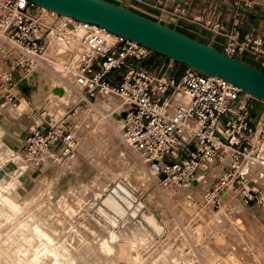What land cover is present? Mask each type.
<instances>
[{"label":"built area","instance_id":"2783aa9c","mask_svg":"<svg viewBox=\"0 0 264 264\" xmlns=\"http://www.w3.org/2000/svg\"><path fill=\"white\" fill-rule=\"evenodd\" d=\"M114 1L167 27L181 28L184 21L207 45L264 68V22L245 28L257 8L264 14V0H168L171 10L166 0ZM192 1L201 3L200 9L187 16ZM0 39L8 61V102L14 99L9 88L18 90L21 82L30 86L38 58L53 48L70 47L65 71L82 92L81 102L106 91L120 100L122 143L153 178L179 186L198 185L210 177L200 201L214 206L231 189L245 206L264 209V186L259 183L264 172V101L189 68L177 76L170 59L143 67L151 61V50L72 18H43L40 7L27 0H0ZM123 69L119 82L111 77ZM30 131L20 153L26 168L55 165L67 170L77 155L73 128L50 121Z\"/></svg>","mask_w":264,"mask_h":264},{"label":"rangeland","instance_id":"374dc122","mask_svg":"<svg viewBox=\"0 0 264 264\" xmlns=\"http://www.w3.org/2000/svg\"><path fill=\"white\" fill-rule=\"evenodd\" d=\"M254 14L249 18L264 22L259 8ZM168 27L207 44L184 21ZM4 44L0 39V264H264V209L242 205L231 189L213 206L199 200L203 182L191 189L153 178L120 142V127L111 128L105 96L81 102L82 92L71 86L75 101L57 104L56 120L69 124L80 142L75 160L67 170L25 169L13 153L20 155L30 130L52 121L45 116L36 123V108H45V88L58 81L40 63L32 87L9 88L14 99L8 102ZM152 54L143 67L169 61ZM174 69L179 76L187 67L175 62ZM124 72L111 77L119 82ZM88 120L89 127L77 129Z\"/></svg>","mask_w":264,"mask_h":264},{"label":"water","instance_id":"95a60500","mask_svg":"<svg viewBox=\"0 0 264 264\" xmlns=\"http://www.w3.org/2000/svg\"><path fill=\"white\" fill-rule=\"evenodd\" d=\"M58 16L98 26L206 76L219 77L264 101V71L235 60L119 4L107 0H27ZM120 117H124L122 114ZM196 182V181H193Z\"/></svg>","mask_w":264,"mask_h":264},{"label":"bare ground","instance_id":"6f19581e","mask_svg":"<svg viewBox=\"0 0 264 264\" xmlns=\"http://www.w3.org/2000/svg\"><path fill=\"white\" fill-rule=\"evenodd\" d=\"M40 10H41V12H42V14H43V18H48L49 16H50V14L51 15H54V14H56V13H54V12H51V11H48V10H45V9H43V8H40ZM61 17H63V18H70V17H67V16H61ZM72 52H73V50H72V48H70V47H67V46H59V47H57V48H53V49H51L49 52H47L46 54H44L41 58H38V61H37V64H36V66L34 67V69H33V71H32V73H31V75L29 76V81H30V86H31V81H32V79L35 77L36 78V74L37 73H35V70L37 69V68H41L40 66H41V64L40 63H42L43 65H44V67H45V69H50L51 71H53V73L55 74V76H56V80L59 82H55L54 83V85H51V86H48V87H46L45 88V90H47L48 92H49V96H50V99H48L49 101L47 102V103H45L44 105H45V108H41V109H37L36 108V110L38 111L37 112V114L35 115V122L36 123H38L39 121H40V117H45V116H50L51 117V119L50 120H52L53 122H58L56 119H57V116H59V115H57L56 113V107H57V104H59L61 101H63L64 103H68L69 102V100L71 99L72 100V102H74L75 101V95H74V93H73V91L71 90V86H73V82L71 81L72 79L68 76V74H67V72L65 71V65H66V62L69 60V58H70V56H71V54H72ZM49 71V70H48ZM52 79V78H51ZM51 81V80H50ZM53 83V82H52ZM32 87V86H31ZM73 89H74V86H73ZM77 90V89H76ZM32 92V91H31ZM32 94V93H31ZM247 94V93H246ZM247 95H249V94H247ZM101 96H105V98H103L104 100V103H105V105H106V107L108 106V107H110V106H112V107H110L109 109H110V113H109V115L108 116H110V118H111V120H112V122L114 123L113 124V126L111 127V128H113V130H117V128H119L120 127V130H119V134H120V139H121V134H122V131H123V121H121V117H120V113H121V102H120V100L116 97V96H114L113 94H111V93H109V92H104L102 95H100L99 97H98V99L101 97ZM35 97V96H34ZM116 99V100H115ZM117 99H118V101H117ZM22 101H25L24 99H21V103H22ZM26 103H28L27 101H25ZM44 102H46L45 100H44ZM71 102V103H72ZM117 103H119V104H117ZM29 104V103H28ZM65 104V105H66ZM64 105V106H65ZM20 106H21V104H20ZM20 106L18 107V109L20 108ZM54 106V107H53ZM48 108V109H47ZM42 109H43V111H42ZM108 109V108H107ZM108 109V110H109ZM64 115V114H63ZM104 120H106V119H104ZM89 123H91V120H88V122H83L82 124H80V125H78V127H77V129L78 130H80L79 128H81V127H83V126H85V127H89ZM110 124V123H109ZM112 125V124H111ZM110 125V126H111ZM116 127V128H115ZM115 132V131H114ZM79 131H77V137L79 138V141H80V137H79ZM104 137V136H103ZM95 138H97V136L95 137ZM122 140H120V142H121ZM104 143V142H103ZM102 144V143H101ZM123 144V143H122ZM104 145V144H103ZM124 145V144H123ZM124 148H126L129 152H132L128 147H126L125 145H124ZM77 149H80V142H79V144H78V146H77ZM263 149H264V146H263ZM133 153V152H132ZM134 154V153H133ZM13 155L14 156H16L18 159H19V163L21 164V165H23L24 167H25V169H26V166H25V164L23 163V161H22V159H21V156L19 155V154H17V153H13ZM108 155H109V153H108ZM122 155L124 156V154H121L120 156H121V158H122ZM134 156H135V154H134ZM136 158H138L137 156H135ZM138 160H139V158H138ZM140 161V160H139ZM140 163H141V161H140ZM43 169H48L47 168V165L46 166H44V168ZM66 170V169H65ZM254 170H257L256 168H254V169H252V171H251V173H253L254 172ZM63 171L64 170H62L61 171V174H63ZM253 175H255V173H253L252 174V177H253ZM75 176V175H74ZM73 176V177H74ZM73 177H71V179H69V181L67 182V184H69V183H71V182H73ZM199 177H201V175L199 176ZM210 178V177H209ZM259 183L261 182V183H264V174H263V172L262 173H260V175H259ZM44 180H46V179H44ZM211 180V179H210ZM209 180V181H210ZM55 181H58V182H60V179L59 180H55ZM208 180H206V181H204L203 182V185H205L206 183H208L209 182ZM54 182V181H53ZM14 183V182H13ZM260 183V184H261ZM185 184H190L191 185V189L193 188H197V186L198 185H200V183L197 185L196 184V182H191V183H185ZM185 184H183V185H185ZM203 185L201 186V188L203 187ZM261 185H263L264 186V184H261ZM117 188H118V190L122 193V194H124V195H126V196H131L129 193H128V191L126 190V189H124L120 184H117V186H116ZM199 187V186H198ZM115 192V194L117 195L118 194V191L117 190H115L114 191ZM188 195H190L189 193H188ZM117 197H119V196H117ZM120 198V197H119ZM189 198V197H188ZM109 200V199H108ZM242 203V202H241ZM243 205V204H242ZM232 207V206H231ZM136 212H133V214H135ZM29 224V223H28ZM88 225V224H87ZM130 231V230H129ZM131 232V231H130ZM130 234H132V235H134L133 234V232L132 233H130ZM135 236V235H134ZM135 237H137V236H135Z\"/></svg>","mask_w":264,"mask_h":264},{"label":"crops","instance_id":"0c3cea01","mask_svg":"<svg viewBox=\"0 0 264 264\" xmlns=\"http://www.w3.org/2000/svg\"><path fill=\"white\" fill-rule=\"evenodd\" d=\"M149 1H151V3H156L157 0H149ZM162 3H164V2L162 1ZM164 5L166 7H168L169 10H171L172 7H173L172 2L171 1H168V0H166V2L164 3ZM200 5H201V3L192 1L190 3V6L185 11V13L187 14V16L194 15L200 9ZM180 23H182V22L180 21ZM260 23H261V21H259L255 17H253V18H250L249 19V21L246 24L245 28H249V27H253V26L256 27ZM170 27H172V26H170Z\"/></svg>","mask_w":264,"mask_h":264}]
</instances>
